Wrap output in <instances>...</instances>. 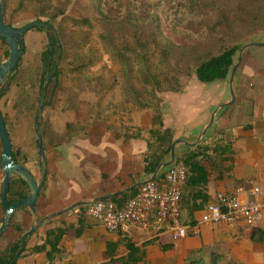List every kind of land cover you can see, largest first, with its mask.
<instances>
[{
  "label": "crops",
  "instance_id": "crops-1",
  "mask_svg": "<svg viewBox=\"0 0 264 264\" xmlns=\"http://www.w3.org/2000/svg\"><path fill=\"white\" fill-rule=\"evenodd\" d=\"M44 33L46 36V32ZM214 84H218L215 89L217 92L198 96L199 104L196 110L192 108L185 117L170 109L174 117L170 122L167 112H163L164 127L172 128L177 135L176 139L195 143L209 124L215 108L231 101L230 81L224 80ZM190 86L179 93L182 94L181 98L190 92L192 88ZM201 88L205 89V87H197V89ZM233 90L236 96L235 102L217 112L213 126L200 143L209 144L215 139L218 131H223L225 142L231 143L234 150V156L222 164L204 162L208 171L211 201L213 195L220 192L240 191V197L245 199L248 197V191L253 187L264 189L263 46H252L244 51L242 62L234 78ZM167 97L169 96L163 101L165 110H168ZM102 137L101 141L79 143L72 148L71 145L56 147L54 162L51 154L47 152V187L36 206L41 218L56 214L79 202H90L98 197L118 193L152 177L148 175L139 179L142 162L148 152V146L144 141L120 140L118 135L107 132ZM190 149L193 148L184 144L177 145L175 148L177 159L186 155ZM165 161L167 162L168 159L164 158L162 162ZM77 166L82 168L75 174ZM31 173L33 175V172ZM1 189L0 186V195ZM78 208L49 220L34 233L31 232L35 225L34 215L22 212L18 222L24 228H31L29 231L31 236L28 238L26 251L17 264H47L45 253L32 255L30 249L44 244L47 231L57 226L60 221L72 228L60 242V247L66 251L68 258L58 259L55 264H122L110 263L111 259L106 257V252L109 243H119L117 254L113 259L126 258L129 253L126 240H130L140 248L150 264H166L162 263L163 260H167L172 254H180V260L183 262L190 250L209 246L222 247L236 262L264 264V242L254 241L253 229L246 225H203L200 227L199 238L189 236L174 239L170 233L156 229L149 231L135 229L127 234H121L108 231L86 216L81 217ZM201 213L195 215L196 220L200 218ZM78 229H82L79 236L75 234ZM257 229L264 232V215ZM9 231L10 235L7 237L4 235L6 243L0 248H4L7 242L18 239V232L12 229Z\"/></svg>",
  "mask_w": 264,
  "mask_h": 264
},
{
  "label": "rangeland",
  "instance_id": "rangeland-1",
  "mask_svg": "<svg viewBox=\"0 0 264 264\" xmlns=\"http://www.w3.org/2000/svg\"><path fill=\"white\" fill-rule=\"evenodd\" d=\"M18 1L10 0L8 5L7 15L13 24L21 28L37 21L34 14L38 6L34 0H23L25 10H18L13 14V10L19 7ZM139 1L141 5L147 6L154 5L159 0ZM51 4L65 10V15L59 17L57 22L66 33L65 59L61 63L59 84L50 89H53L51 105L44 107L41 119H46L59 135L66 133L69 123L73 124L74 127L69 130L71 136L62 145H71L72 148L79 143L101 141L107 132L118 135L120 140H140L146 145L149 143L147 156L151 157L161 151V144L149 134L154 127V116L163 117V112H167V118L171 122L174 118L173 111L185 117L192 108L196 110L198 96L217 92L215 89L218 84H204L197 79L194 74L195 56L182 47L183 44L179 51L174 52L154 43L148 35L137 42L129 26H111L99 20L93 0H51ZM86 19L90 20V25L81 23ZM41 20L46 21L45 18ZM239 33L243 35L238 41L242 48L256 42L264 43V25ZM49 37L44 32L36 31L25 35L27 51L19 76L22 87H12L0 102L2 115L7 119L13 150L23 149L27 157L24 166L33 172L36 179H39L40 162L35 117L42 92L36 72L39 65L38 54L45 44H49ZM163 37H171L165 26ZM184 37L187 42L191 40L186 33ZM146 72L157 75L158 78H154L151 84H146L143 81ZM228 80L230 77L226 81ZM187 85L192 88L181 98L182 94L179 93L184 92L182 90ZM199 86L205 89H197ZM166 96H169L168 110L163 106ZM157 98H161L162 102ZM137 99L149 104L147 109L140 110ZM176 136L174 133V142L178 140ZM57 148L53 145L46 148L53 162ZM164 158L170 161L171 152ZM77 167L75 174L82 168ZM3 177L1 168V187ZM0 214L3 218L1 209ZM21 214L22 211L15 213V222L20 220ZM8 231L7 229L5 237L10 235ZM5 237L0 240V247L7 241H4ZM179 256L180 254H172L162 263L182 264Z\"/></svg>",
  "mask_w": 264,
  "mask_h": 264
},
{
  "label": "trees",
  "instance_id": "trees-1",
  "mask_svg": "<svg viewBox=\"0 0 264 264\" xmlns=\"http://www.w3.org/2000/svg\"><path fill=\"white\" fill-rule=\"evenodd\" d=\"M10 0H2L4 22L14 26L13 21L8 17V5ZM38 6L35 17L38 21L45 18L56 31L57 38L49 35L52 45L45 44L43 50L38 54L39 65L37 67L36 77L39 79V89L42 91L47 70H49V90L45 98V106L51 105L52 92L51 87L55 88L61 78V63L65 59V36L66 33L62 26L58 25V19L65 15L64 9L53 7L51 0H34ZM96 17L111 26L124 24L129 26L133 32L134 38L138 42L140 38L148 35L154 43L163 46L164 49H170L177 52L185 47L191 55L195 56L194 74L197 79L204 84H212L227 80L233 70L242 45L238 43L242 36L239 32L242 30H254L264 25V0H159L154 5H141L139 0H93ZM23 0H19V7L13 10V14L18 10H25ZM183 20V21H182ZM182 21V22H181ZM76 24H80L75 21ZM197 22V23H196ZM81 23L90 25V20H83ZM163 26L168 28L171 37H163ZM31 31L45 32L41 28ZM184 33L191 38L189 42L185 40ZM148 39V40H149ZM2 41V54L0 55V64L9 58V46ZM178 43H175V42ZM22 58L10 78L2 84L0 88V102L10 91L12 87H22L20 79V70L23 67V57L26 55L27 48L25 42L20 44ZM157 79V75H151L146 72L143 75V81L151 84ZM188 86V85H187ZM186 86V88H187ZM184 88L182 91H184ZM21 89V88H20ZM136 102L140 110L147 109L149 104L137 99ZM161 103L162 99L157 98ZM7 133V119L3 116ZM43 135L45 138V147L53 145L59 147L65 142L67 137L71 136L73 124L69 123L67 131L63 135L57 134L51 124L46 119L40 121ZM154 127L150 129L149 134L161 144V151L151 157H146L142 162V171L139 173V179L145 176L153 175L162 163L165 156L170 154L171 146L174 142L175 131L172 128L164 127V119L160 115L153 117ZM223 131H218L215 139L209 144H199L177 162L182 163L187 170L186 182L182 186L181 192V224L194 226L197 222L195 215L203 212L212 203L209 195L208 171L204 164L205 161L221 164L234 156V150L231 143L225 142ZM38 144V141H37ZM150 147L149 143L147 144ZM22 148L13 150V158L17 163H26L27 157ZM2 159V141L0 138V170ZM47 187V180L41 190L40 197ZM139 188L126 194H120L109 201L116 204L121 209L131 198L138 193ZM29 187L20 178H11L10 188L7 194V204L13 205L21 202L28 197ZM1 196V195H0ZM88 206L79 207L78 213L81 217L86 216ZM4 221V210L0 204ZM33 213L27 208L22 207L16 212ZM15 212V213H16ZM12 216L9 229L18 232L19 237L13 242H7L4 248H0V264H17L18 260L26 251L29 233L31 228H24L20 222H15ZM71 226L65 222H58L57 226L51 228L46 233L44 244L30 249L32 255L40 253L46 254V263L55 264L58 259L68 258V254L60 247L61 240L69 233ZM82 229L76 231L79 236ZM4 233L0 235L3 239ZM252 239L257 242H264V232L261 230H252ZM119 243H109L106 257L112 262L122 264H150L146 254L135 246L130 240H126V247L129 253L126 258L113 259L117 254ZM168 248V247H167ZM182 264H243L234 261L229 254L220 246L200 247L190 250L184 257Z\"/></svg>",
  "mask_w": 264,
  "mask_h": 264
},
{
  "label": "built area",
  "instance_id": "built-area-1",
  "mask_svg": "<svg viewBox=\"0 0 264 264\" xmlns=\"http://www.w3.org/2000/svg\"><path fill=\"white\" fill-rule=\"evenodd\" d=\"M186 167L177 162L161 170L155 180L139 187L138 193L121 209L109 200L88 205L86 217L108 231L127 234L132 230L156 229L174 239L200 237V227L211 224H242L258 228L264 215V189L253 187L248 197L238 193H216L194 226L181 224V192Z\"/></svg>",
  "mask_w": 264,
  "mask_h": 264
},
{
  "label": "water",
  "instance_id": "water-1",
  "mask_svg": "<svg viewBox=\"0 0 264 264\" xmlns=\"http://www.w3.org/2000/svg\"><path fill=\"white\" fill-rule=\"evenodd\" d=\"M36 28H41L43 29L47 35H52L53 37L57 38V33L55 29L47 22L45 21H32L29 24L17 28L14 26H10L4 22V17H3V6H2V0H0V38L5 41V43L9 46V58L4 61L3 63L0 64V88L2 84H4L10 76L14 73L16 70L21 58H22V52H21V47L20 44L24 42V36L30 32L33 29ZM49 45H52V40H49ZM252 46H263L264 44H259V43H253L246 45L243 47L239 53L238 56V61L234 65L233 70L230 75V89H231V101L229 103H223L218 105L215 110L212 113V117L210 119L209 124L205 128V130L199 135L197 141L195 143H189L184 140H177L173 142L171 146V159L170 161H165L162 162L156 172L152 175V177L144 182H138L131 187H128L124 189L123 191H120L118 193L108 195V196H103V197H98L93 199L90 202H79L71 207L60 211L56 214L47 216L45 218H41L38 211H37V202L40 197L41 190L47 180V173H48V164H47V151L45 147V142H44V135H43V130L41 126V117L43 115L44 111V106H45V96L47 93L48 89V84L50 80V75H49V70H47V75L45 77V82L44 86L39 98V107L38 111L35 117V127H36V137L38 141V157H39V162H40V174H39V179H36L32 173L28 170L26 166L23 164L17 163L14 158H13V145L11 138L9 134L7 133L5 122L3 119V115L0 109V138L2 141V159H1V168H2V173H3V180H2V189H1V196H0V204L3 207L5 216H4V221L0 224V235L5 233L9 227L10 220L14 213L22 208V207H27L34 215L35 217V225L32 228L31 232H35L38 228H40L44 223L48 222L49 220H52L54 218H57L75 208L78 207H84L88 206L90 204H93L95 202L99 201H105V200H110L113 197L120 195V194H126L131 192L134 189L139 188L143 184H145L148 181L155 180L158 173L171 166L172 164L175 163L177 157H176V152L175 148L179 144H184L189 148H194L195 146L199 145L207 131L213 126L214 121H215V116L217 112L220 109L226 108L229 105L233 104L236 100L235 92L233 90V82L234 78L236 75V72L238 70V67L240 63L242 62V56L244 51L247 48H250ZM16 176L17 178L22 179L26 185L29 187L30 193L26 199H24L21 202L15 203L13 205H8L7 204V194L10 188V183H11V178Z\"/></svg>",
  "mask_w": 264,
  "mask_h": 264
}]
</instances>
